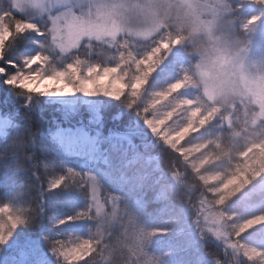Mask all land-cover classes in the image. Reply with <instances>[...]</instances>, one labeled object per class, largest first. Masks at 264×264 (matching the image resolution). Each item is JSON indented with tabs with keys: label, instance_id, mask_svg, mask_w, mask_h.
<instances>
[{
	"label": "clouds",
	"instance_id": "clouds-1",
	"mask_svg": "<svg viewBox=\"0 0 264 264\" xmlns=\"http://www.w3.org/2000/svg\"><path fill=\"white\" fill-rule=\"evenodd\" d=\"M0 88L3 264H264V0H0Z\"/></svg>",
	"mask_w": 264,
	"mask_h": 264
},
{
	"label": "trees",
	"instance_id": "trees-1",
	"mask_svg": "<svg viewBox=\"0 0 264 264\" xmlns=\"http://www.w3.org/2000/svg\"><path fill=\"white\" fill-rule=\"evenodd\" d=\"M4 94L2 88H0V107L3 106L2 102ZM14 105L9 104L8 108L12 109ZM66 207H61L60 211L65 212ZM256 236L260 233L256 232ZM6 255L12 259L23 260L26 257H30L35 264H49L50 256L47 251L46 245L40 238V232H20L16 239L10 243L9 248L6 250ZM0 264H3V258L0 257Z\"/></svg>",
	"mask_w": 264,
	"mask_h": 264
},
{
	"label": "snow or ice",
	"instance_id": "snow-or-ice-1",
	"mask_svg": "<svg viewBox=\"0 0 264 264\" xmlns=\"http://www.w3.org/2000/svg\"><path fill=\"white\" fill-rule=\"evenodd\" d=\"M74 145H73V143L71 142V141H69V147H73ZM256 221H254V223H255Z\"/></svg>",
	"mask_w": 264,
	"mask_h": 264
}]
</instances>
